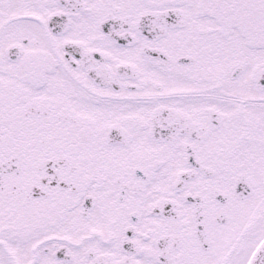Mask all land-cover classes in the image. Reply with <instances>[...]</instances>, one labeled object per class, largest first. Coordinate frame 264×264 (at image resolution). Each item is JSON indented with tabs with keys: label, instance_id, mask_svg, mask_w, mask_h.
<instances>
[{
	"label": "snow or ice",
	"instance_id": "1",
	"mask_svg": "<svg viewBox=\"0 0 264 264\" xmlns=\"http://www.w3.org/2000/svg\"><path fill=\"white\" fill-rule=\"evenodd\" d=\"M0 264H264V0H0Z\"/></svg>",
	"mask_w": 264,
	"mask_h": 264
}]
</instances>
